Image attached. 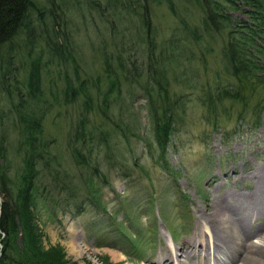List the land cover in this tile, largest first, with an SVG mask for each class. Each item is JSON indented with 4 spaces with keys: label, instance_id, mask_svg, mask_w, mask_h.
<instances>
[{
    "label": "rangeland",
    "instance_id": "374dc122",
    "mask_svg": "<svg viewBox=\"0 0 264 264\" xmlns=\"http://www.w3.org/2000/svg\"><path fill=\"white\" fill-rule=\"evenodd\" d=\"M107 1L32 0L41 16L31 12L0 45V55H13L8 68L0 62V161L8 162L9 176L17 173L25 145L15 114L31 115L38 123L34 145L48 159L46 168L37 163L35 223L42 247L60 245L69 263L225 264L212 235L211 210L222 204L220 195L245 207L238 209L250 214L245 229L263 222L264 191L255 205L246 196L257 181L264 190V87L226 70L227 29L203 32L197 0H172L174 12L165 4L152 8L149 54L136 42L144 32L128 5L114 11ZM224 8L231 21L246 19L239 9ZM103 51L120 80L104 117L98 111L107 84ZM118 52L135 60V71L127 63L119 70ZM31 57L39 67L32 93L25 86ZM256 60L260 77L264 60ZM76 78L86 80L89 103L72 101ZM223 90L236 97L216 100ZM162 107L173 127L164 148L153 124V111ZM116 223L135 246L114 240Z\"/></svg>",
    "mask_w": 264,
    "mask_h": 264
},
{
    "label": "trees",
    "instance_id": "16d2710c",
    "mask_svg": "<svg viewBox=\"0 0 264 264\" xmlns=\"http://www.w3.org/2000/svg\"><path fill=\"white\" fill-rule=\"evenodd\" d=\"M108 3L114 11L118 8L117 5H128L126 6L128 13H134L144 32L143 35L140 34V37H136V42L142 41L148 49V54L153 43L150 39L152 8L165 4L170 12L175 11L172 0H126L124 2L122 0H109ZM196 5L202 7L203 15L200 19V28L203 32L209 29H227L228 38L225 40V46H223L226 70L237 78H254L264 87V73L260 77L254 76L256 71L262 70L256 59L262 58L264 60V0H197ZM225 6L231 9H239L246 15V19L231 21ZM118 10L122 11L119 8ZM31 12H36L38 17L41 16V11L33 8L32 0H0V45L8 41L22 27L24 19H28ZM52 19L53 22L56 21L54 16ZM43 26L46 32L50 31L53 36H57L56 40H58L60 34L55 33L53 25L49 30L45 23ZM62 35L64 37L63 33ZM25 36L26 40L31 42L30 31H25ZM53 50L58 51V44L56 47L54 45ZM10 53L6 52L3 56L0 55V62L6 63V67H9V63L13 60V55ZM111 56L104 51L100 52L102 70L107 78V84L104 92L101 93V102L98 107V111L103 117L106 114L107 96L116 93L120 81L116 67L110 60L113 58ZM114 60H116V65L120 71L126 70V63L130 64V70L135 71L134 59L121 58L118 52ZM28 61L25 86L32 93L33 91L36 92L39 87V67L36 58L31 57ZM76 80V86L72 84V101L78 96L82 98L84 104L89 103L91 100L86 88V80H79L78 78ZM153 81L156 83V87H162L159 79L154 78ZM97 83L98 80L93 82L92 86H97ZM69 89L71 86L67 83L63 89L65 96L68 95ZM230 92L223 90L221 93H215L214 98L216 100L226 96L235 98L236 95H232ZM152 101L151 99V103ZM23 114L20 112L15 114V118L20 123L22 143L25 145L17 173L9 176L8 162L5 159L0 161V264H72L66 259L60 245L56 244L46 249L41 245V232L35 223L33 212L37 195V181L35 180L38 174L37 163L41 161L42 168H46L44 162L48 159L43 158V153L36 149L33 142L35 140L34 131L38 128V123L33 121L37 120L31 115ZM155 114L157 115L153 119L155 138L159 146L164 148L173 132L171 115L166 107H162L158 111L154 110L153 115L155 116ZM73 151L76 152V148ZM74 152L73 154H75ZM160 155L162 156L161 153ZM3 156L4 147L0 145V158ZM106 219L108 220L109 217ZM107 220L104 219V221ZM112 231L115 241H126L130 243V246H135L136 243L129 236L128 230L120 227L118 223Z\"/></svg>",
    "mask_w": 264,
    "mask_h": 264
},
{
    "label": "bare ground",
    "instance_id": "6f19581e",
    "mask_svg": "<svg viewBox=\"0 0 264 264\" xmlns=\"http://www.w3.org/2000/svg\"><path fill=\"white\" fill-rule=\"evenodd\" d=\"M259 185V181L255 182L254 189L248 192V197L246 196L250 205L257 204V199H260V196L263 195L264 190ZM224 195H220L221 197H219L222 204H213L211 210L213 218L215 217V222L213 223L214 232L212 233L213 244L215 248L219 245V249L217 248L215 251L221 252L224 256L217 260H222L225 264H264V245L251 240V237H255L264 242V217L263 222L255 230L250 229L249 226V229H245L244 221L250 217V214L248 215V213L239 211L245 207L233 203L230 205V202L226 198H223ZM239 225L241 227H238ZM190 245L191 243L186 248L189 249V247H192ZM187 249L186 251H188ZM176 250L174 251L176 252Z\"/></svg>",
    "mask_w": 264,
    "mask_h": 264
}]
</instances>
